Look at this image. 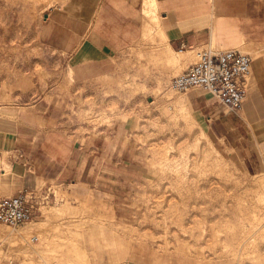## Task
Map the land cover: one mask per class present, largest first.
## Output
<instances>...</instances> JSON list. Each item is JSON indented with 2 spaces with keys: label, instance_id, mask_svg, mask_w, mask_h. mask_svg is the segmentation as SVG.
<instances>
[{
  "label": "rangeland",
  "instance_id": "374dc122",
  "mask_svg": "<svg viewBox=\"0 0 264 264\" xmlns=\"http://www.w3.org/2000/svg\"><path fill=\"white\" fill-rule=\"evenodd\" d=\"M81 2L0 0L9 18L0 23V126L7 128L8 110L32 109L11 107L18 96L35 92L36 99L42 87L45 100L55 99L52 127L74 133L82 143L100 137L115 147L114 156L94 163L86 184L55 186L58 200L46 208L72 210L57 211L51 220L66 237L63 262L78 242L94 254L92 264H264V149L244 129L224 136L220 122L234 114L208 93L171 87V78L196 54L173 65L156 31L127 49L104 76L76 78L65 61L45 59L44 53L64 47L59 41L48 47V28L38 33L33 27L38 21L45 25V14H64L68 5L91 13L94 5ZM39 36L41 43L35 42ZM241 134L248 138L239 140ZM209 142L216 151L206 149ZM0 167L9 170L5 156ZM42 218L41 209L31 222ZM53 255L55 250L40 254ZM11 259L1 264H19L14 254Z\"/></svg>",
  "mask_w": 264,
  "mask_h": 264
},
{
  "label": "crops",
  "instance_id": "0c3cea01",
  "mask_svg": "<svg viewBox=\"0 0 264 264\" xmlns=\"http://www.w3.org/2000/svg\"><path fill=\"white\" fill-rule=\"evenodd\" d=\"M81 1L82 7L89 3L94 5L91 13L89 8L88 11L81 7L76 10L69 9L68 5L64 14L57 13L55 17L51 16L52 12L45 14L44 18H49L43 22L45 25L38 21L33 28H37L38 33L41 27L48 28L49 39L45 41L48 47L56 45L57 41L64 47L59 52L44 53L45 59L65 61L76 78L104 76L115 69V61L121 59L127 49L142 41L143 29L151 27L150 17L143 12L145 0ZM155 2L159 29L166 36V40L163 39L166 51L169 47L186 51L205 45L215 50H259V55L251 61L250 91L237 110L228 111L212 95L206 94L222 106L225 113L234 114L220 122L225 127L224 136L237 130L244 133V129L245 134L251 133L260 149H264V0ZM0 10L3 13L0 23L7 24L9 18L5 6ZM73 12L79 16L75 30L72 28ZM52 17L60 20L53 24ZM58 37L62 38L58 40ZM35 42H42L40 36ZM28 59L40 60L41 57ZM45 91L38 88L36 99L35 92L18 96L11 107L31 105L32 109L25 112L8 110V121L4 122L7 128L0 126V156H5L9 163L7 172L0 167V196L31 189L40 181L61 186L68 182L86 184L94 163L115 155L111 140L89 137L82 143L74 133L52 127L57 123L53 116L55 99L48 96L50 99L45 100L42 95ZM241 135L239 140L248 138Z\"/></svg>",
  "mask_w": 264,
  "mask_h": 264
},
{
  "label": "built area",
  "instance_id": "2783aa9c",
  "mask_svg": "<svg viewBox=\"0 0 264 264\" xmlns=\"http://www.w3.org/2000/svg\"><path fill=\"white\" fill-rule=\"evenodd\" d=\"M251 61V55L242 50H215L205 45L198 49L193 63L171 78L170 85L179 92L201 89L228 111H235L249 90ZM55 186L61 187L46 183L22 189L13 195L0 196V224L16 228L33 221L42 207L56 202Z\"/></svg>",
  "mask_w": 264,
  "mask_h": 264
},
{
  "label": "bare ground",
  "instance_id": "6f19581e",
  "mask_svg": "<svg viewBox=\"0 0 264 264\" xmlns=\"http://www.w3.org/2000/svg\"><path fill=\"white\" fill-rule=\"evenodd\" d=\"M33 3H35V2H33ZM143 12H144L145 16L150 17V22L152 23V25H151V27H146L143 29L142 39L143 40L146 39L147 37L150 36L151 33H153V31H156L159 38H162V40L164 39V41H165L166 36L163 35L159 29V18H158L157 11H156L155 0H145L144 5H143ZM195 52L196 51L194 49L193 50L188 49L186 51H182V50L181 51H175L169 47L168 51H167V54H168L167 60L170 63H176L173 65H177L178 62L180 63L184 59H188L189 57L191 58L192 54L193 55L196 54ZM250 52L256 53L257 51H249L247 53L250 54ZM158 79L160 80V77H158ZM158 84L160 85V83H158ZM249 91L250 90H248V93H249ZM248 93H247V95H248ZM183 100H185V97L182 96V97L178 98L177 100H175V103H178V101L180 102ZM208 145H206V146H208L206 148L208 151H212V150L216 151V148L213 145L211 146L210 142L208 143ZM4 170H7V169H4ZM1 196H5V195H1ZM56 196H58L57 190H56ZM57 200H58V197H57ZM63 205H65V204H62V206ZM82 206L84 207V205H82ZM57 211L68 212V211H72V210L68 209V207L63 208L61 210V209H58L54 206H51L50 208L47 209L45 206V207H42L43 218L40 221L38 220L34 223L30 221V222H28V224H26L22 227L19 226L20 227V228L18 227L19 229H17V227H16V228H13L11 230L8 229L7 228L8 226L5 224L0 225V243L1 242H6V244L8 243L7 249L2 248V246H1L2 244H0V264H1L3 259H6L9 261V263H11V260H12L11 257L13 254H14L15 258H17L19 260V264H50L48 262L49 261L48 259H54L55 264H92V259L94 257V254H92V253L89 254L88 251L85 249V247H83V245L78 244V242L72 243V250L73 251L71 253V259L67 263L63 262L62 242L61 241L62 240L65 241L66 237L62 236L63 235L62 232H58V230L61 229L59 225H57V224L51 225L52 215H53V213H56ZM179 218H181V217H179ZM180 226H182V225H180ZM182 227H180V228H182ZM166 228H168V227H166ZM201 234H203V233H201ZM34 237H35V240L33 241L32 238H34ZM247 241H248V239H247ZM54 250L57 252V255H53L52 257H49V258H47V256H45V257L40 256L41 253H46V252L49 253V252L54 251ZM35 255H37L38 257H35ZM38 259H41V261H38Z\"/></svg>",
  "mask_w": 264,
  "mask_h": 264
}]
</instances>
